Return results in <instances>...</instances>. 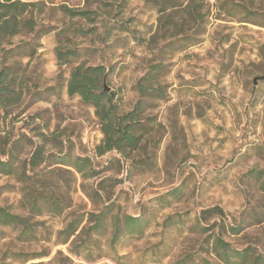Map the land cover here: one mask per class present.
<instances>
[{
	"label": "rangeland",
	"instance_id": "obj_1",
	"mask_svg": "<svg viewBox=\"0 0 264 264\" xmlns=\"http://www.w3.org/2000/svg\"><path fill=\"white\" fill-rule=\"evenodd\" d=\"M23 1L43 10L33 33L11 38L35 51L8 61L20 66L24 95L0 124L14 141L0 206L29 226L0 223V264H223L212 250L216 234L248 250L246 261L264 257V77L254 83L264 76V0H204L200 35L189 21L159 30L157 6L146 0ZM64 7L93 10L94 20ZM80 27L95 29L82 35ZM57 46L78 55L59 67ZM149 61L159 65L161 94L142 98L139 146L97 154L98 119L67 95L70 70L102 65L124 112L141 99L135 83ZM36 146L43 154L31 170ZM76 156L90 159L93 176L63 163ZM24 177L43 180L63 209L32 208ZM127 217L137 220L132 232Z\"/></svg>",
	"mask_w": 264,
	"mask_h": 264
},
{
	"label": "trees",
	"instance_id": "obj_2",
	"mask_svg": "<svg viewBox=\"0 0 264 264\" xmlns=\"http://www.w3.org/2000/svg\"><path fill=\"white\" fill-rule=\"evenodd\" d=\"M153 2L157 6L159 13L157 19V28L159 30H169L172 27H182L185 21L192 22L196 25V34H203L201 24L205 23V17L210 12L207 2L204 0H146ZM239 0L238 5H241ZM225 3H223L224 5ZM224 8L219 6L218 9ZM43 10V2L41 1H23V0H0V124L9 114V109L16 107L21 103L24 95V84L22 75L18 74L20 66L16 63L8 64L9 60L17 57L31 56L35 49L30 47L29 43L20 41L19 44L13 45L11 38L23 32L33 33L36 26V15ZM64 12L71 18L78 17L82 20L93 22L91 14L93 10L71 9L64 7ZM229 12L228 10H226ZM227 14V13H226ZM228 15V14H227ZM181 20L179 23L178 20ZM95 28L92 27L84 30L80 27L79 32L82 35L90 33ZM156 34L150 39L155 41ZM189 42L196 43L197 39L188 37ZM29 47L25 50L24 48ZM77 56L78 50L55 47V56L57 65L60 67L69 60L67 57ZM159 65L148 62L145 72L136 80L135 89L141 99L133 105L130 110L121 112L117 109L113 102L111 92L105 90L103 79L105 77V69L102 65H83L74 66L66 79L65 87L68 96L78 95L82 103L90 105L94 108V114L98 119L99 130L102 134L100 143L96 146V153L101 155L105 152L115 151L120 155H125L128 150L136 149L141 141L139 131L143 127L142 98L160 96L159 87H155ZM13 140L10 139L8 132H4L0 125V174L9 175L14 172L13 162L11 160V147ZM41 147L36 146L29 158L31 170L41 162ZM1 156L5 157L2 158ZM61 160H64L62 158ZM68 166H71L81 176L90 177L95 174L91 167V161L88 157L76 156L72 160H64ZM254 172V171H252ZM36 175V174H35ZM38 175V173H37ZM57 176L59 172L56 173ZM61 178L63 176H60ZM24 186V199L32 208H41L46 206L52 211H61L63 205L60 198H54L46 193V185L43 180L37 178L24 177L21 179ZM262 190L264 192V181L262 182ZM207 211H202L198 216L200 219ZM129 231L135 228L137 220L133 217H127ZM98 224L101 218H96ZM0 223L1 224H18L23 229L29 226L25 218L14 214L8 208L0 206ZM234 233L241 229V225L231 227ZM140 231V230H139ZM116 229L114 230V234ZM73 229L68 232L72 234ZM212 250L217 258L223 264H264V257L255 256L250 262L246 261L250 253L248 250H237L232 248L219 234L214 236L212 241Z\"/></svg>",
	"mask_w": 264,
	"mask_h": 264
},
{
	"label": "water",
	"instance_id": "obj_3",
	"mask_svg": "<svg viewBox=\"0 0 264 264\" xmlns=\"http://www.w3.org/2000/svg\"><path fill=\"white\" fill-rule=\"evenodd\" d=\"M262 77H264V76L256 77V78L254 79V83L256 82V79H257V78H262ZM104 79H105V77H104ZM104 79H103V86H104V89H105V90H109V88L104 84Z\"/></svg>",
	"mask_w": 264,
	"mask_h": 264
}]
</instances>
